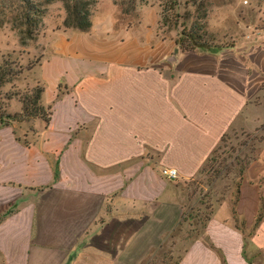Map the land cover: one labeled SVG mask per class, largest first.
I'll return each instance as SVG.
<instances>
[{
  "label": "crops",
  "instance_id": "0c3cea01",
  "mask_svg": "<svg viewBox=\"0 0 264 264\" xmlns=\"http://www.w3.org/2000/svg\"><path fill=\"white\" fill-rule=\"evenodd\" d=\"M227 4L219 48L183 51L156 7L130 21L110 0L88 32L41 36L50 118L0 126V264H264V12ZM232 131L260 139L201 222L184 186Z\"/></svg>",
  "mask_w": 264,
  "mask_h": 264
},
{
  "label": "rangeland",
  "instance_id": "374dc122",
  "mask_svg": "<svg viewBox=\"0 0 264 264\" xmlns=\"http://www.w3.org/2000/svg\"><path fill=\"white\" fill-rule=\"evenodd\" d=\"M95 1L92 17L101 0ZM110 1L117 7L119 16L130 21L134 20L135 9L138 6L156 7L160 16L159 28L162 34H176V41L186 40L183 34L192 31L193 26H195L194 32L197 31L198 26H204L203 29L198 30V34L206 32L210 35V37H204L202 41L208 42L212 47H221L224 43L222 36L216 30L217 14H219L217 8L220 7L219 5L229 2L232 5L227 8L234 9L239 15H247L252 18L259 11L264 12V0H176L174 3L171 0ZM18 6V0L0 1V64L3 60L9 59L22 68V72L17 78L0 88V113L11 116L21 113L22 104L19 97L27 95L34 86L39 84L36 83L33 72L42 57V48L39 43L41 36L47 31L64 28L63 21L65 18V11L59 0L45 5L43 7L45 8V14L42 17V25L39 26L35 40L29 41L26 46H21L11 25V19L15 17ZM203 12L206 13V18L202 20L199 16ZM164 19L168 20L169 23L163 24ZM178 46L182 49L180 45ZM29 67L30 69H28ZM7 94H18V96L7 100L5 98ZM3 120L8 122L7 118ZM33 121H10L9 124L12 128H15L14 130L19 139H22L27 128H33ZM256 139L260 138L257 135L239 131L226 134L203 169L200 179L185 184L184 188L188 189L191 197L195 195L192 197V208L195 209L192 214L195 217L199 216L201 222L209 214L215 201L231 189L232 182L236 184L238 174L253 154L255 148L253 142Z\"/></svg>",
  "mask_w": 264,
  "mask_h": 264
},
{
  "label": "trees",
  "instance_id": "16d2710c",
  "mask_svg": "<svg viewBox=\"0 0 264 264\" xmlns=\"http://www.w3.org/2000/svg\"><path fill=\"white\" fill-rule=\"evenodd\" d=\"M3 2H10V0H0ZM19 6L16 9L17 13L13 19H11V25L13 30L16 32L19 44L26 46L29 41L35 40L39 26L42 25V17L45 14V5L55 0H18ZM62 3L65 11V18L63 21L64 29H74L80 32H88L91 28L92 10L95 4V0H59ZM173 3L176 0H171ZM195 5V3H193ZM130 12V11H129ZM200 19L206 18V13L203 12L199 16ZM169 21L164 19L163 24H168ZM204 27V26H203ZM198 26L197 31L195 26L192 27V31L187 34H183L186 40L176 41L177 45L181 46L183 51H193L195 49L204 48H219L217 46L212 47L206 41H202L204 37H210L206 32L198 34V30L203 29ZM30 69V67L28 68ZM22 72V68L17 66L14 62L9 59L3 60L0 64V88L10 83L13 79L17 78ZM44 92V87L40 84L34 86L32 90L25 96L19 97V101L22 104L20 114L16 115H4L0 113V126H8L10 121H29L35 118H40L47 122L50 118V108L45 109L41 106V97ZM61 87L59 86V93ZM18 94H7L5 98L7 100L12 99ZM4 118H7L8 122H4ZM223 135L221 142L223 141ZM215 152V151H214ZM210 161V160H209ZM208 161V162H209ZM208 164V163H207ZM206 167V166H205ZM204 167V168H205ZM203 168V169H204ZM242 170L240 171L241 174Z\"/></svg>",
  "mask_w": 264,
  "mask_h": 264
},
{
  "label": "built area",
  "instance_id": "2783aa9c",
  "mask_svg": "<svg viewBox=\"0 0 264 264\" xmlns=\"http://www.w3.org/2000/svg\"><path fill=\"white\" fill-rule=\"evenodd\" d=\"M244 3H246V2H244ZM161 174L163 177H165L169 180H174L178 176L177 171L175 169H163L161 171Z\"/></svg>",
  "mask_w": 264,
  "mask_h": 264
}]
</instances>
